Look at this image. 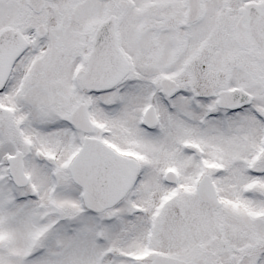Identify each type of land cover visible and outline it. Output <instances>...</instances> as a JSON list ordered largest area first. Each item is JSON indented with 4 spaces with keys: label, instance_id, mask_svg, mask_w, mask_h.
I'll use <instances>...</instances> for the list:
<instances>
[{
    "label": "snow or ice",
    "instance_id": "1",
    "mask_svg": "<svg viewBox=\"0 0 264 264\" xmlns=\"http://www.w3.org/2000/svg\"><path fill=\"white\" fill-rule=\"evenodd\" d=\"M0 264H264V0H0Z\"/></svg>",
    "mask_w": 264,
    "mask_h": 264
}]
</instances>
